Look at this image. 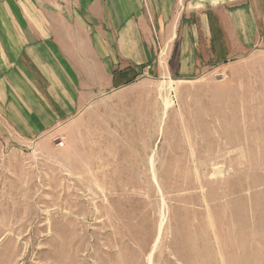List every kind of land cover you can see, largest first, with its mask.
Segmentation results:
<instances>
[{
    "label": "rangeland",
    "instance_id": "1",
    "mask_svg": "<svg viewBox=\"0 0 264 264\" xmlns=\"http://www.w3.org/2000/svg\"><path fill=\"white\" fill-rule=\"evenodd\" d=\"M176 46L59 127L0 131V264H264V50L186 78Z\"/></svg>",
    "mask_w": 264,
    "mask_h": 264
},
{
    "label": "crops",
    "instance_id": "2",
    "mask_svg": "<svg viewBox=\"0 0 264 264\" xmlns=\"http://www.w3.org/2000/svg\"><path fill=\"white\" fill-rule=\"evenodd\" d=\"M175 44L186 78L264 50V0H0V131L59 127L114 92L115 71L151 79Z\"/></svg>",
    "mask_w": 264,
    "mask_h": 264
},
{
    "label": "trees",
    "instance_id": "3",
    "mask_svg": "<svg viewBox=\"0 0 264 264\" xmlns=\"http://www.w3.org/2000/svg\"><path fill=\"white\" fill-rule=\"evenodd\" d=\"M139 74H137L134 69H126L124 71H115L113 74L114 77V88H119L122 86H128L135 82L138 78Z\"/></svg>",
    "mask_w": 264,
    "mask_h": 264
},
{
    "label": "bare ground",
    "instance_id": "4",
    "mask_svg": "<svg viewBox=\"0 0 264 264\" xmlns=\"http://www.w3.org/2000/svg\"><path fill=\"white\" fill-rule=\"evenodd\" d=\"M170 107H172V102L167 98L165 100V111H164V113H166L169 110ZM153 160L154 159L152 158L151 161L153 162Z\"/></svg>",
    "mask_w": 264,
    "mask_h": 264
}]
</instances>
